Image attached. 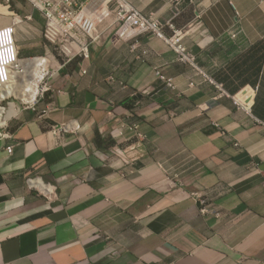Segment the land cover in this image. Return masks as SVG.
Here are the masks:
<instances>
[{"label":"crops","instance_id":"0c3cea01","mask_svg":"<svg viewBox=\"0 0 264 264\" xmlns=\"http://www.w3.org/2000/svg\"><path fill=\"white\" fill-rule=\"evenodd\" d=\"M41 1L0 0L21 56L56 65L0 136V264H264V0H187L177 18L174 0H129L183 30L201 70L153 31L120 37L115 0H84L100 38L60 59Z\"/></svg>","mask_w":264,"mask_h":264},{"label":"built area","instance_id":"2783aa9c","mask_svg":"<svg viewBox=\"0 0 264 264\" xmlns=\"http://www.w3.org/2000/svg\"><path fill=\"white\" fill-rule=\"evenodd\" d=\"M37 6H44L45 3L41 0H33ZM49 5L52 6V10L49 11L48 17L51 21V36L56 41H61L57 49L61 55H65L68 60L73 59L76 56H81L84 59L90 58L91 46L93 43L99 40L100 34L97 29V21L88 17L85 13L84 0H47ZM113 1V0H110ZM120 6L119 19L121 26L118 30L120 37L128 36L130 32L137 31L140 33L153 31L157 36L165 38L175 50L178 52L179 59L190 63L196 69L201 70V67L197 61V55L184 46L183 30L176 29L173 37H167L162 29L161 23L155 17L147 16L140 10L136 9L130 4L129 0H115ZM187 0H174L175 5V17L177 18L182 12V4ZM20 49L17 41V28L15 25H8L0 28V85L7 86L12 80L17 77L21 72L20 63ZM46 75V76H45ZM43 79V86L40 95H45L52 89V84L49 82V73H46ZM162 78L174 87V81L172 78H167L161 75ZM226 91H222V95H225ZM235 98V102L247 112L252 113L251 107L248 103H241V101ZM139 100L137 101V104ZM44 116L47 115L45 111ZM264 126V122L261 121ZM130 128L135 132L139 138H144L145 135L140 130V124L134 123ZM55 130H68L65 125H54ZM2 135V133H0ZM14 146L8 147L9 151H13ZM137 151V147H120L117 146L113 150L115 156L120 157L126 164H132L137 160L134 153ZM195 199L202 203L201 212L206 215L220 216L221 213L214 202L209 201L203 197L200 192H195L192 195Z\"/></svg>","mask_w":264,"mask_h":264},{"label":"bare ground","instance_id":"6f19581e","mask_svg":"<svg viewBox=\"0 0 264 264\" xmlns=\"http://www.w3.org/2000/svg\"><path fill=\"white\" fill-rule=\"evenodd\" d=\"M20 63L22 67L21 73L31 69L33 77L30 80H27L26 84L21 83L20 79L15 77L8 85V90H4L2 85H0V101L10 94H16L20 98H23L26 102H33L36 100L39 94L38 83H40V79L44 77V67L47 66V60H20ZM11 114L12 112L9 109L0 107V128L6 124V121L11 116Z\"/></svg>","mask_w":264,"mask_h":264},{"label":"rangeland","instance_id":"374dc122","mask_svg":"<svg viewBox=\"0 0 264 264\" xmlns=\"http://www.w3.org/2000/svg\"><path fill=\"white\" fill-rule=\"evenodd\" d=\"M29 1V3H32L35 7H39V6H37L36 5V2L35 1H33V0H28ZM20 48V47H19ZM55 49V52H57L56 53V55L58 56V58H62L63 59V56L61 55V53L59 52V50L58 49H56V48H54ZM20 57H21V59L22 60H30V59H39V60H41V59H45V58H43V57H39V58H37V57H32V58H30V59H24L22 56H21V50H20ZM56 65H53V64H47V66L46 67H44L45 69H44V75L46 74V73H51L52 71H53V69H54V67H55ZM50 70V71H49ZM22 76V77H21ZM46 76V75H45ZM17 77L20 79V81H21V83H23V84H26V81L27 80H30L32 77H33V73L31 72V69H28L26 72H24V73H19L18 75H17ZM17 78V79H18ZM45 78V77H44ZM44 78H41L40 79V83H38L39 85H38V89H39V94H40V92H41V90H42V86H43V79ZM2 87H3V89L4 90H8L9 89V86L7 85V86H3L2 85ZM6 88V89H5ZM39 94H38V96H37V98H36V100L35 101H33V102H26L23 98H20L19 96H17L16 94H10V95H8L7 97H5L4 99H2L1 101H0V107L1 108H5V109H9L11 112H12V114H11V116L8 118V120L6 121V124L5 125H3L1 128H0V133H5V131L10 127V125H13V122H14V120L17 118V115L19 114V112H20V110L21 109H23L24 107H29V106H32V105H34L36 102H37V100H38V98H39Z\"/></svg>","mask_w":264,"mask_h":264},{"label":"clouds","instance_id":"9594fccd","mask_svg":"<svg viewBox=\"0 0 264 264\" xmlns=\"http://www.w3.org/2000/svg\"><path fill=\"white\" fill-rule=\"evenodd\" d=\"M40 7V6H39ZM18 41V40H17ZM19 45V44H18ZM20 49V48H19ZM57 49V48H56ZM194 53V52H193ZM196 54V53H195ZM63 56V55H62ZM21 61H23L22 59H21ZM198 61V60H197ZM21 73V72H20ZM49 75H50V73H49ZM49 78V77H48ZM49 92V91H48ZM41 93V92H40ZM139 95L140 94H137L136 96H135V99H134V101H136V103L135 104H137V101L139 100ZM226 95V94H225ZM41 95L39 94V97H40ZM234 97H236V96H234ZM39 99V98H38ZM235 99V98H234ZM37 102H38V100H37ZM36 102V103H37ZM36 103L34 104V105H36ZM33 106V105H32ZM29 107H31V106H29ZM264 122V121H263ZM131 129V128H130ZM132 130V129H131ZM141 130V129H140ZM133 131V130H132ZM135 133V132H134ZM5 133H2V135H0V136H3ZM144 134V133H143ZM139 138V137H138ZM139 139H141V138H139ZM117 146H119V145H116L115 147H117ZM114 147V148H115ZM120 147H122V146H120Z\"/></svg>","mask_w":264,"mask_h":264}]
</instances>
